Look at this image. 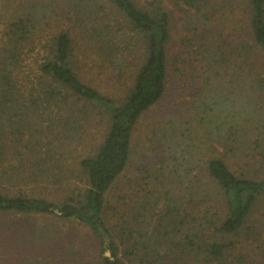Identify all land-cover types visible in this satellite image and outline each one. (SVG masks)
Segmentation results:
<instances>
[{
  "label": "rangeland",
  "instance_id": "rangeland-1",
  "mask_svg": "<svg viewBox=\"0 0 264 264\" xmlns=\"http://www.w3.org/2000/svg\"><path fill=\"white\" fill-rule=\"evenodd\" d=\"M137 1L146 4L149 0ZM161 1L171 15L167 87L163 97L139 118L127 167L107 192L106 215L117 231L129 225L163 233L174 206L168 201L172 197L169 190L189 203V211L181 210L177 215V222L187 223L183 230L198 225L200 209L211 218L222 213L214 200H201L200 191H207L209 198L214 195L205 169L212 155H222L235 172L264 176V132H251L256 149H248L226 143L207 128L215 113L210 109H217L212 103L214 92L227 107L244 106L248 90L242 79L247 69L245 55L234 56L237 62L226 70L210 69L208 62L214 46L229 54L232 46L250 43L247 3L210 0L199 11L177 0ZM20 19L29 22L31 35L17 42L12 24ZM60 32H68L72 38L78 76L117 101L123 100L126 87L143 63L141 34L109 0H0V68L8 51L18 54L10 71L28 106L22 109L0 100L3 193L55 202L78 197L88 185L79 163L96 153L109 130L110 119L104 110L80 102L72 106L75 111L70 114L72 110L65 106L59 110L44 94L50 89L41 81L40 65ZM206 39L212 42L210 50L205 47ZM254 54L257 62L253 73L263 78L264 55L256 49ZM218 71L221 78L217 80ZM66 125L74 130L64 129ZM169 177H174L175 183L170 179L172 186H168ZM192 188L196 190L193 195ZM225 241L233 243L227 255L235 263L264 264V194L248 221ZM120 248L125 262L133 264L124 255V246ZM0 264L103 263L99 239L79 220L0 212Z\"/></svg>",
  "mask_w": 264,
  "mask_h": 264
},
{
  "label": "trees",
  "instance_id": "trees-1",
  "mask_svg": "<svg viewBox=\"0 0 264 264\" xmlns=\"http://www.w3.org/2000/svg\"><path fill=\"white\" fill-rule=\"evenodd\" d=\"M177 1L200 11L210 0ZM109 2L123 14L131 28L141 34L144 42L143 63L131 85L126 87L122 101L104 95L78 76L75 71L77 59L74 45L68 32H60L54 37L49 53L40 65L43 74L41 81L50 89L44 94L59 110L65 106L67 110H72V114L75 111L72 106L82 102L83 105L104 110L109 116L110 127L105 139L94 155L83 158L79 163L82 173L87 177L85 192L78 197L69 196L61 202H55L22 193L10 195L0 191V212L53 214L64 219L79 220L99 239L103 264H127L121 256L120 245L124 246V255L133 264H243L241 260L235 263V260L229 259L227 250L233 243H227L225 239L228 235L236 234L250 218L257 200L264 194V176L256 178L243 171L235 172L222 155H212L205 165L214 185L211 188L213 197L209 198L207 191L200 192L203 194L201 200H214L223 215L216 212L215 218H211L200 209L197 214L200 217L198 225L183 230L182 227H186L187 223L177 222V215L181 210L189 211V203L183 196L179 197L169 190L167 194L172 197H168V201L174 206L163 233L156 228L148 232L143 227L133 228L129 225L117 231L109 223L106 195L127 167L134 128L141 115L154 106L166 91L168 43L171 37V15L161 0H149L146 4L137 0ZM245 2L249 10L250 43L232 46L229 54L221 46L212 47L208 39L205 44L207 50L211 47L214 50L208 62L210 69L226 70L232 62H237L233 60L234 56L245 55L243 65L247 69L242 79L244 88L248 90L244 106L234 104L233 109L227 107L225 101L220 103L221 99L216 98L217 91L214 92L212 103L217 109H210L215 113L207 121V128L212 129L217 138H225L226 143L233 142L234 147L237 145L249 149L252 146V149H256L250 134L264 132V77L253 73L257 61L255 54H252L256 49L264 55V0ZM30 26L29 22L21 19L13 23L15 41L28 39L31 35ZM113 46L110 45V48ZM17 58L18 54L14 51L4 55V66L0 68V100L27 109L26 100L16 87L10 71L17 63ZM219 72H215L217 80L221 78ZM222 103L224 105L219 107ZM66 128L68 131L74 130L73 126L66 125ZM33 173L36 174V171ZM170 177L167 179L168 186H172L171 180L175 183L174 177ZM190 190H193L192 195L196 193L194 188ZM178 224L180 228H177Z\"/></svg>",
  "mask_w": 264,
  "mask_h": 264
}]
</instances>
